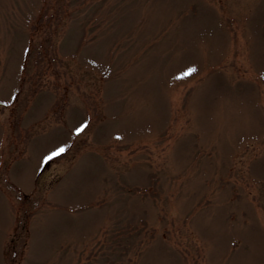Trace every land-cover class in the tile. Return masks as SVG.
<instances>
[{
	"label": "rangeland",
	"instance_id": "1",
	"mask_svg": "<svg viewBox=\"0 0 264 264\" xmlns=\"http://www.w3.org/2000/svg\"><path fill=\"white\" fill-rule=\"evenodd\" d=\"M0 264H264V0H0Z\"/></svg>",
	"mask_w": 264,
	"mask_h": 264
}]
</instances>
